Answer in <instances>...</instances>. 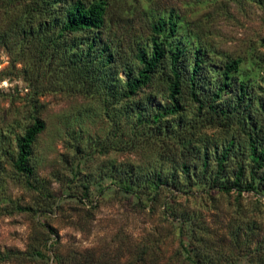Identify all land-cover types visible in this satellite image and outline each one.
Masks as SVG:
<instances>
[{
    "label": "rangeland",
    "instance_id": "obj_1",
    "mask_svg": "<svg viewBox=\"0 0 264 264\" xmlns=\"http://www.w3.org/2000/svg\"><path fill=\"white\" fill-rule=\"evenodd\" d=\"M75 1L0 0V264H264V0H101L99 30L61 34ZM171 12L165 115L169 53L125 93ZM33 117L28 178L13 162Z\"/></svg>",
    "mask_w": 264,
    "mask_h": 264
},
{
    "label": "trees",
    "instance_id": "obj_2",
    "mask_svg": "<svg viewBox=\"0 0 264 264\" xmlns=\"http://www.w3.org/2000/svg\"><path fill=\"white\" fill-rule=\"evenodd\" d=\"M106 15V6L103 1L92 2L89 5H85L82 1L76 0L72 8L65 14V20L61 26L60 33H77L81 31L99 30L103 24ZM176 17L171 12L167 21L160 19L152 25L153 37L151 39L150 54L140 51L136 58L141 65V69L137 73V77L133 78L127 83V92L125 97H130L136 92L145 87L149 82L153 74H155L158 67L162 64L165 56L169 53L170 57V74L171 82L169 85V105L168 109L164 111L165 115H175L181 110L179 96L182 92V75L179 67L180 50L177 45H172V37L176 33ZM161 39H158V38ZM238 61L227 62L224 68L223 77L225 82L220 87L215 96H219L226 87L227 80L230 78L232 72L238 68ZM199 62L195 58L192 69L188 75L184 78L188 79L190 86V94L193 98L195 96V90L193 89L196 74L198 72ZM240 93L238 101L242 102L244 97V91L240 85ZM197 100V99H196ZM45 123L38 117L32 118V123L26 128L23 135L17 139L15 144L16 155L13 162V168L17 173L23 174L30 178L33 175L32 168L29 164L30 156L32 153V147L37 137L43 132ZM252 161L257 167L264 165V146L257 152L253 143L250 145ZM238 177H241V171L238 173ZM75 259L73 260V262ZM58 264H70L60 260Z\"/></svg>",
    "mask_w": 264,
    "mask_h": 264
}]
</instances>
